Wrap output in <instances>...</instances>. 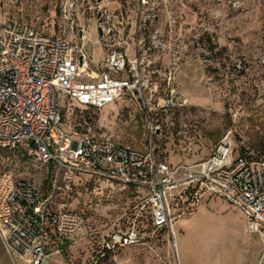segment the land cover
Returning <instances> with one entry per match:
<instances>
[{
    "label": "rangeland",
    "instance_id": "rangeland-1",
    "mask_svg": "<svg viewBox=\"0 0 264 264\" xmlns=\"http://www.w3.org/2000/svg\"><path fill=\"white\" fill-rule=\"evenodd\" d=\"M5 14L64 35L74 47L85 30L95 72L108 45L141 58L145 83L158 87L146 92L148 110L172 96L180 99L157 116L161 131L154 143L168 163L205 161L225 137L235 158L245 150L264 161V0H0V18ZM103 15L111 17L108 33L100 29ZM137 99L124 97L102 110L68 99L65 128L81 125L83 133L144 149L145 114ZM8 171L36 184L54 210L86 218L81 236L50 264H259L264 252L244 212L219 197L177 206L173 226L157 229L145 193L134 188L81 172L58 173L25 149L0 154V172ZM132 233L136 244L104 254L105 241ZM0 264H13L1 239Z\"/></svg>",
    "mask_w": 264,
    "mask_h": 264
},
{
    "label": "built area",
    "instance_id": "built-area-1",
    "mask_svg": "<svg viewBox=\"0 0 264 264\" xmlns=\"http://www.w3.org/2000/svg\"><path fill=\"white\" fill-rule=\"evenodd\" d=\"M110 21L103 15L100 29L108 33ZM85 37L83 30L78 39L82 44L74 47L64 35H48L9 14L0 18V154L25 149L44 164L53 163L58 173L81 172L143 192L157 229L171 228L174 209L183 203L208 195L222 198L244 212L249 230L264 243V161L249 152L235 158L229 137L205 161L163 160L154 143L161 131L158 112L179 106L180 99L172 96L155 111L148 110L146 92L157 93L158 87L145 83L142 59L132 60L123 48L108 45L95 72ZM136 94L145 114L149 145L144 149L83 133L81 125L79 130L65 128L68 99L84 109L102 110ZM50 199L43 200L36 184L13 171L0 172V239L13 264H50L84 232V214L54 210ZM137 240L136 233L117 234L104 242L102 251L113 252ZM259 264H264V252Z\"/></svg>",
    "mask_w": 264,
    "mask_h": 264
},
{
    "label": "trees",
    "instance_id": "trees-1",
    "mask_svg": "<svg viewBox=\"0 0 264 264\" xmlns=\"http://www.w3.org/2000/svg\"><path fill=\"white\" fill-rule=\"evenodd\" d=\"M243 152L245 153V150H243Z\"/></svg>",
    "mask_w": 264,
    "mask_h": 264
}]
</instances>
